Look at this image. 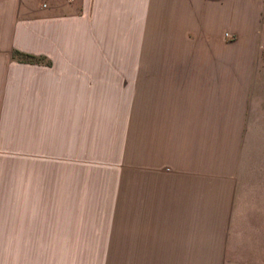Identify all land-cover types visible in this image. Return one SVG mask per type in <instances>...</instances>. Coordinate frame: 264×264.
I'll list each match as a JSON object with an SVG mask.
<instances>
[{
    "label": "crops",
    "instance_id": "1",
    "mask_svg": "<svg viewBox=\"0 0 264 264\" xmlns=\"http://www.w3.org/2000/svg\"><path fill=\"white\" fill-rule=\"evenodd\" d=\"M0 264H264V0H0Z\"/></svg>",
    "mask_w": 264,
    "mask_h": 264
},
{
    "label": "built area",
    "instance_id": "2",
    "mask_svg": "<svg viewBox=\"0 0 264 264\" xmlns=\"http://www.w3.org/2000/svg\"><path fill=\"white\" fill-rule=\"evenodd\" d=\"M225 36L228 38V37H230L227 33L225 34Z\"/></svg>",
    "mask_w": 264,
    "mask_h": 264
},
{
    "label": "trees",
    "instance_id": "3",
    "mask_svg": "<svg viewBox=\"0 0 264 264\" xmlns=\"http://www.w3.org/2000/svg\"><path fill=\"white\" fill-rule=\"evenodd\" d=\"M27 57H30V56L27 55Z\"/></svg>",
    "mask_w": 264,
    "mask_h": 264
}]
</instances>
